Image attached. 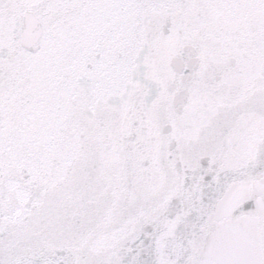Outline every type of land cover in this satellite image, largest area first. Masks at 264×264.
<instances>
[{
	"label": "snow or ice",
	"instance_id": "6c2138e0",
	"mask_svg": "<svg viewBox=\"0 0 264 264\" xmlns=\"http://www.w3.org/2000/svg\"><path fill=\"white\" fill-rule=\"evenodd\" d=\"M0 264H264V0H0Z\"/></svg>",
	"mask_w": 264,
	"mask_h": 264
}]
</instances>
